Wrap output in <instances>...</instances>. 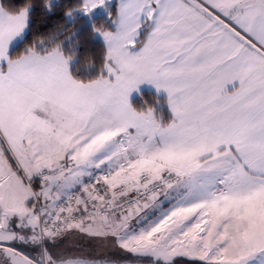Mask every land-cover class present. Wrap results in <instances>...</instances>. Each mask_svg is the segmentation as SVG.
<instances>
[{"label":"snow or ice","instance_id":"6c2138e0","mask_svg":"<svg viewBox=\"0 0 264 264\" xmlns=\"http://www.w3.org/2000/svg\"><path fill=\"white\" fill-rule=\"evenodd\" d=\"M0 264H264V0H0Z\"/></svg>","mask_w":264,"mask_h":264},{"label":"trees","instance_id":"16d2710c","mask_svg":"<svg viewBox=\"0 0 264 264\" xmlns=\"http://www.w3.org/2000/svg\"><path fill=\"white\" fill-rule=\"evenodd\" d=\"M13 2L19 3L20 0H13ZM39 2H40V0H37V4H39ZM162 100H163V98L161 96H158L156 93L145 91L139 97L134 99L133 104L137 108H145L148 106H152V107L157 108V104L159 102H162ZM160 111H163V110L162 109L160 110L159 108H157V113H160ZM169 116H170V114L167 113V117L165 118V120L168 119Z\"/></svg>","mask_w":264,"mask_h":264},{"label":"rangeland","instance_id":"374dc122","mask_svg":"<svg viewBox=\"0 0 264 264\" xmlns=\"http://www.w3.org/2000/svg\"><path fill=\"white\" fill-rule=\"evenodd\" d=\"M145 91H148V92H154V93H156L158 96H161V97L163 98L162 102H159V103L157 104V108H159L160 110H161V109L163 110V111H160V113H159V114L162 116L163 119H165V118L167 117V113H169V114L171 115V113H170V111H169V108H168V104H167V98H166V96H165V95H161V94H159V93H157V92H155V91H152V90H143V91H141V93H139L138 95H136V96H134V97L132 98V104H133L134 99L137 98V97H139V96H140L143 92H145ZM133 106L136 107L134 104H133ZM154 108H155L156 111H157V108H156V107H154ZM71 244H72V241H69V245H71ZM79 247H82L85 251H88V250H89V245L87 244L86 241H81Z\"/></svg>","mask_w":264,"mask_h":264},{"label":"crops","instance_id":"0c3cea01","mask_svg":"<svg viewBox=\"0 0 264 264\" xmlns=\"http://www.w3.org/2000/svg\"><path fill=\"white\" fill-rule=\"evenodd\" d=\"M143 90H152V91L157 92V90L155 89L154 86L149 85V84H147V83L142 84V85L139 86L138 91H133V93L130 94V102L132 103V98H133L134 96L138 95L139 93H141V91H143ZM157 93H159V94H161V95H165L166 98H167V93L164 92L163 90H160V91L157 92Z\"/></svg>","mask_w":264,"mask_h":264}]
</instances>
